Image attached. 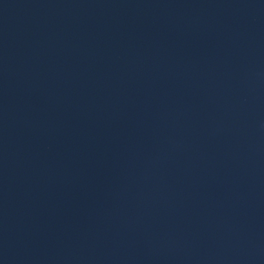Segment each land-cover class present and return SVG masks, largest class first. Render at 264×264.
I'll use <instances>...</instances> for the list:
<instances>
[{
  "label": "water",
  "instance_id": "95a60500",
  "mask_svg": "<svg viewBox=\"0 0 264 264\" xmlns=\"http://www.w3.org/2000/svg\"><path fill=\"white\" fill-rule=\"evenodd\" d=\"M0 264H264V0H0Z\"/></svg>",
  "mask_w": 264,
  "mask_h": 264
}]
</instances>
